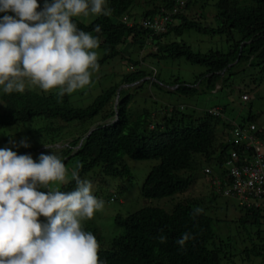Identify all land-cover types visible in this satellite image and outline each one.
Instances as JSON below:
<instances>
[{
    "label": "trees",
    "instance_id": "1",
    "mask_svg": "<svg viewBox=\"0 0 264 264\" xmlns=\"http://www.w3.org/2000/svg\"><path fill=\"white\" fill-rule=\"evenodd\" d=\"M38 2L43 6L44 0ZM135 3L138 5V12L132 11ZM160 3L169 8L173 4L171 0H106V6L112 10L111 16L92 14L87 23L73 17L79 29L91 33L94 37L98 36L100 40V46L91 50L100 53L97 54L99 70H90L94 72L92 83L63 97L56 95L58 89L45 93L37 85L29 86L27 81L23 93L13 91L11 94H6L2 87L0 138L7 133V129L21 123L31 124L30 120L37 118V122L43 126L42 130L48 133V137L44 136L40 144L34 135L33 139L39 143L35 147L43 144L63 145L53 147L46 152L48 155L52 152L58 155L67 169L71 167L73 170L77 164H81L82 167L79 169L81 179H86L87 174L96 171L97 168L104 176L103 179H132L126 158L135 161L158 160L159 164L151 169L144 181L142 197L154 200L191 191L194 174L203 168L200 159L203 156L211 157L213 154H218L222 148L221 145L220 147L217 145L220 141L217 127L223 123V120L221 117L210 116L208 112V114L204 113L206 111H201L196 102L194 103L193 98L198 93L196 87L175 80L172 85L177 88L170 92L178 94V97L184 101L166 105L161 111L160 120L150 117V113L147 112L134 125L131 124L129 108L131 94L123 91L118 104L120 121L105 129L98 125L94 132L86 137L89 129L96 125L97 118L103 121L115 114L114 104L119 85L132 84L154 74V68H138L145 59L133 58L132 47L133 49L136 47L135 53L141 57L146 40L156 37V30L144 27L142 22L160 14ZM215 8L212 24L211 21L203 24L201 20L189 19L190 17L184 14L177 16L180 21L179 27L171 28L168 33L174 32L175 39L181 41L168 42L163 39L159 44V51L150 52L149 57H156L160 62L164 59L184 58L191 64L205 67L206 71L195 84L201 79L202 84H207V89L213 88L216 81L221 79L218 72L226 71L230 76V72L231 75H235L234 73H240L244 69L255 70L257 78L251 81V84L255 88L262 87L264 85V0H218ZM96 25L101 26L100 33L94 31ZM192 30L206 35L225 36L229 50L227 52L211 50L205 54L194 51L183 39L184 35ZM160 40L162 39L159 38ZM127 62L136 69L122 73L121 79V67L125 71ZM231 64L233 65L229 67ZM242 67L245 68L241 69ZM209 74L213 75L207 78ZM99 75H104L103 78L113 82L120 78L114 87L111 88L109 82L108 87L102 89L103 94L96 99V104L94 102L88 106L80 105V101L75 98L78 95L83 99H94L87 94L86 89L88 86L90 87L88 90L98 88L95 82L102 80V77L97 79ZM159 78L158 73L157 81H161ZM148 83L155 84L144 81L138 87L147 90L145 86ZM243 87L245 88V85ZM246 88L248 89L247 86ZM137 93L141 94V92ZM239 93L241 95V92ZM141 95H146V91ZM257 119L258 117H252L253 122ZM152 124L156 125L155 129H151ZM13 137L11 135L8 139ZM82 140L83 144L79 146ZM224 143L222 144L228 147V143ZM209 160L219 167L223 166L226 159L219 157L218 160ZM75 188V180L71 177L60 191L69 192ZM96 191L95 195L101 197L103 190L96 189ZM221 195L223 193L216 196L211 194L206 200L203 197H200L202 198L200 200L193 196L184 201L182 199L174 205L171 212L160 207H144L126 217L117 216L115 224L120 228L121 233L110 242H105L104 238H101V245L105 246L101 253L103 262L105 264H264V200L263 206L258 209L231 204L241 212L234 220L237 225V236L229 237V242L226 243L220 238L216 228L217 223L222 221L216 216L220 206L218 199ZM196 208H202L203 213L193 216ZM185 232L192 233L195 238L180 247L177 240ZM161 235L166 237V242L159 241Z\"/></svg>",
    "mask_w": 264,
    "mask_h": 264
},
{
    "label": "clouds",
    "instance_id": "2",
    "mask_svg": "<svg viewBox=\"0 0 264 264\" xmlns=\"http://www.w3.org/2000/svg\"><path fill=\"white\" fill-rule=\"evenodd\" d=\"M171 1L173 2L171 8L160 3V14L142 22L144 27L156 30V37L146 40L140 60L149 56L150 52H158L163 39L168 41V37L174 35V32H168L171 28L179 27L180 21L177 16L180 14L208 24L201 12L202 10L204 12L205 7L188 13L191 5L195 6L199 0ZM89 12L104 16L112 15V10L106 6V0H51V2L44 0L43 6L38 0H0V90L3 87L6 94L13 91L23 93L27 81L29 86L37 85L45 93L58 89L56 95L63 97L91 84L90 70H99L97 53L91 50L100 46V40L98 36L94 37L91 33L79 29L73 21V17L88 16ZM94 31L100 33L101 26L96 25ZM159 38L162 40L159 41ZM171 41L175 42L176 39L168 42ZM138 68L141 69L140 66ZM135 69L127 62L125 71L121 67L120 75ZM225 73L226 71L218 72L221 79L216 81L210 90L223 89L222 78L229 76L228 72ZM156 74L157 71L154 69L152 76H146L132 84L119 85L114 104L115 114L103 121L97 118L96 125L89 129L86 137H89L98 125L105 129L120 121L118 104L123 91L131 94L129 108L131 124L134 125L138 112L136 107L131 106L132 98L138 94L137 92L142 94L144 91L138 87L141 82L157 81ZM212 75L209 74L207 78ZM103 76L99 75L97 79ZM119 78L114 82L109 80L110 87H114ZM200 84L201 79L195 85ZM204 84L207 88V84ZM99 87L88 90L90 88L88 86L86 89L87 94L94 97L92 103L96 104V99L103 94L104 87L100 90ZM240 92L242 102L251 101V94L247 90L243 89ZM203 111L208 112L210 116L222 118L223 132L221 135L217 133L220 138L217 145L219 147L221 145L222 148L218 154L211 157H198L201 158L203 168L194 174L193 185L195 186L198 178L204 175L210 179L212 196L223 193L225 197L234 199L236 204L246 206L248 209L261 208L264 196L255 199L250 194L245 195L246 192H242V196L226 195L225 190L231 186V182H226L225 177L230 163L237 158L240 165H249L257 160L264 162L262 137L264 126L257 124L258 119L253 122L254 115L249 116L243 123H237L234 119L227 118L225 110L221 107ZM150 117L156 119V114L152 113ZM30 121L31 124L21 123L7 129V133L0 138V264H105L101 258L105 246L101 245V238L104 237L100 229L96 227L94 221L81 226L82 220L92 219L95 213L104 207L105 202L95 195L96 189L103 188L93 189L96 171L87 174L90 175L89 180L87 176L86 179H81L79 176L81 164H77L73 170L71 167L67 169L65 163L55 153L40 154L41 151L63 145L43 144L35 147L44 136L48 137V133L42 130L43 126L37 122V118ZM155 126L152 124L150 127L155 129ZM11 135L14 137L8 139ZM34 135L39 143L33 139ZM251 135L254 136V141L250 140ZM257 141H260V144ZM224 142L228 143V147L224 146L226 144ZM82 144L83 140L79 146ZM219 157L226 159L223 166L217 167L213 162H209V159L218 160ZM68 172L75 180L76 188L62 192L60 190L63 185L69 182L66 178ZM98 173L104 177L99 171ZM53 182L64 184L60 189L53 190L47 187ZM38 188H47L48 191L43 192ZM182 199L184 201L187 198ZM117 200L118 192L113 191L108 196V203ZM203 211L202 208H196L193 216ZM194 238L192 233L185 232L177 240V244L183 247L187 241ZM158 239L161 243L166 242L163 235Z\"/></svg>",
    "mask_w": 264,
    "mask_h": 264
},
{
    "label": "rangeland",
    "instance_id": "3",
    "mask_svg": "<svg viewBox=\"0 0 264 264\" xmlns=\"http://www.w3.org/2000/svg\"><path fill=\"white\" fill-rule=\"evenodd\" d=\"M188 1V0H183ZM218 0H199L194 6L191 5L188 13H192L196 10H201L205 7V10L201 11L204 14L203 19L206 21H213L216 13L215 5ZM138 5H134L133 12H138ZM12 14V13H9ZM14 15V14H13ZM92 13L89 12L88 16L76 17L80 21L87 23L91 19ZM175 36L171 35L168 37V41L174 40ZM183 39L192 46L194 51L207 53L211 50L227 52L229 50L228 44L225 37L221 36H210L202 33L195 32V30L187 32ZM181 41V39H176ZM136 47H132L133 58L140 60V57L135 53ZM97 54H100L97 52ZM103 55V53H102ZM145 61L141 63L142 69L148 67L154 68L157 74L160 75L161 81H155V84L150 85L149 83L145 86L147 90L146 95L135 94L132 98V107H136L138 112L137 121L141 117L145 116V113L156 114V119H161V111L166 105L179 104L184 100L179 98L178 94L170 92L174 90L172 83L175 80L186 82L192 87L198 89L197 95L193 98L196 105L201 111L221 107L225 110V116L229 119H234L237 123H243L249 116L254 115L258 117L257 124L264 126V85L260 88H255L251 84V81L257 78V72L251 69H244L240 73H234L235 75L225 76L222 78V90H210L206 88V85H194L200 76L206 71V68L200 65H195L187 62L184 58L179 59H164L161 62L156 57H144ZM105 72V71H104ZM92 71V75H93ZM154 77V76H153ZM241 79V80H240ZM241 81V82H240ZM108 78H102L101 81L95 82L99 87H106L109 84ZM101 83V85H100ZM245 85V88L243 87ZM248 87V89L246 88ZM247 90L251 94L250 102H242L240 90ZM80 101V105L88 106L92 103L93 98H81V96L75 97ZM134 113H132V116ZM134 119V118H133ZM223 125L218 127L217 133L223 132ZM47 154L46 151H41L40 154ZM39 157V156H38ZM126 162L130 167L132 173V179H116V178H105L103 179L99 173L98 168L96 169V177L93 180L94 188H103L100 199L104 203V207L98 210L92 219H84L81 221V226L85 223L94 221L96 227L101 231L102 236L108 242H110L115 236L121 233L120 228L115 224V218L118 215L126 217L128 214L134 213L144 207H161L168 212H171L174 205L179 202L182 198H195L203 197L209 199L212 192L210 179L204 175L200 176L197 180V184L191 189L186 195H177L175 197L154 199L149 200L141 195L144 181L151 171V169L159 164L158 160H146V161H135L130 158H126ZM214 166V165H213ZM215 167V166H214ZM72 175L70 172L67 173V180L70 181ZM89 176L87 179L89 180ZM64 183L53 182L48 185V188L53 190L60 189ZM38 190L45 192L47 188H38ZM118 192V200L112 203H108V196L113 192ZM202 198H200L201 200ZM218 203L220 204L219 209L216 211V216L222 221L217 223V232L220 238L226 243L229 242V237L235 236L236 224L234 220L240 216V209L232 207L231 204L235 203L234 199L219 196ZM237 236V235H236Z\"/></svg>",
    "mask_w": 264,
    "mask_h": 264
},
{
    "label": "built area",
    "instance_id": "4",
    "mask_svg": "<svg viewBox=\"0 0 264 264\" xmlns=\"http://www.w3.org/2000/svg\"><path fill=\"white\" fill-rule=\"evenodd\" d=\"M249 138L254 141L253 135ZM257 143L260 144V141ZM234 155L237 157L236 154ZM238 160L237 158L236 161L230 163L225 181L231 182L232 187L227 188L225 194L242 196V192H246L245 195L250 194L255 199L262 198L264 196V162L257 160L249 165H240Z\"/></svg>",
    "mask_w": 264,
    "mask_h": 264
}]
</instances>
